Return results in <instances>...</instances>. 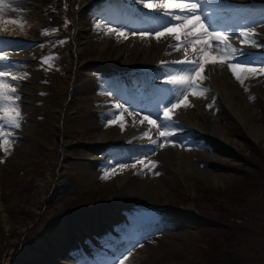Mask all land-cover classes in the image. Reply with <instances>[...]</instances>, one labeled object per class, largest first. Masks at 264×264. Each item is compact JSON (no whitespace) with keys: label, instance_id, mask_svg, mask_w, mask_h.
<instances>
[{"label":"rangeland","instance_id":"1","mask_svg":"<svg viewBox=\"0 0 264 264\" xmlns=\"http://www.w3.org/2000/svg\"><path fill=\"white\" fill-rule=\"evenodd\" d=\"M51 1L53 8L29 6L37 16L39 29L30 37L15 39L27 41L20 50L26 54L29 71L26 75L14 73L16 79L11 83L20 97L15 101L20 106V127L11 130L7 143L0 142V264L19 259L29 243L38 247L42 235L52 239L51 232L62 228L57 225L59 217L66 215L60 221L64 226L92 210L135 220L130 218L133 211L148 212L153 207L158 208V217L181 213L169 207H187L231 230L223 226L199 229L186 221L157 240L154 247L141 250L139 256L134 251L127 254L122 264H264V132L254 139L241 121L226 119L220 143L227 148H212L216 152L206 153L209 158L183 177L166 172L159 156L152 155L141 168L139 159L134 158L110 167L107 176L103 173L95 181L86 178L89 169L97 167L88 161L95 159L88 149L97 136L128 131L124 119L118 116L115 122L106 121L92 129L93 113L83 92L91 83L92 72L87 67L113 64L109 54L115 46L105 53L93 46L75 56L74 38L69 42L76 27L71 10L79 15L89 0ZM127 56L132 61L137 57L134 53L124 58ZM47 57L53 59L44 63ZM38 58L40 62H36ZM59 58L66 60L61 62ZM42 63L46 68L44 79L42 73L37 76ZM121 64L118 66L123 67ZM241 74L245 77L243 85L240 83L244 99L255 108L257 123L264 129V74ZM176 112L193 121L185 107ZM190 150L193 148L181 154ZM204 171L216 178L206 177ZM145 181L152 188L142 194L136 188ZM170 238L174 241L167 244ZM213 249H217L215 255H211ZM225 253L232 259H223Z\"/></svg>","mask_w":264,"mask_h":264},{"label":"bare ground","instance_id":"2","mask_svg":"<svg viewBox=\"0 0 264 264\" xmlns=\"http://www.w3.org/2000/svg\"><path fill=\"white\" fill-rule=\"evenodd\" d=\"M129 1L131 3H137L136 6L142 5L140 0H129ZM6 2L9 4V8L6 11L3 20H0V36L15 37L16 35H21V34L25 35L29 31L33 30L32 28H37L39 26V21L37 19V16L35 15L34 11L31 13H26V11L16 9V8L20 7V5L22 3H24L25 0H6ZM102 6L103 7L98 8L96 11L85 10V12H81L79 15H77V19H76V23H75L76 27L73 30L74 31V40H75L73 51H74L75 56H77L79 53H81L84 49H91V48H93V46L98 47V43L101 42L102 40L99 42L95 41L93 43V41H94L93 40V33H94V30L97 29L96 28L97 23H100L102 25L100 30H103L105 34L107 33L108 28H109L110 24L112 23V18H107L108 14H106L103 11H105L106 8H110V7L106 4H104ZM13 9H15V11H13ZM138 9L141 10V8H138ZM13 12H14V15H12ZM149 13H150L149 9H147V10L141 12L140 15H141V17H143L144 19L149 21L150 20L149 16H148ZM234 13H237V11L233 12L232 15ZM129 17H131V16H129ZM129 17H127V18L123 17L121 20L126 22V23H129L132 21L133 16L131 18H129ZM157 17H159V16H157ZM11 19H16L18 21L24 22V27L21 28L19 26V24L8 23L7 21H9ZM105 25L107 27H105ZM122 27L125 29V25ZM159 29H162V28H159ZM176 35H180L181 39L183 37V34L180 31L174 29L172 32H169V33H167L165 31L163 33V35L160 36L162 38H159L157 40L162 44H166V43H168L169 40H176L175 39ZM27 36H29V35H27ZM107 36H109V34H107ZM122 38H124V37L122 36ZM139 38H141L140 41H139V39H136V40H133L136 42H132L134 47L130 50V52L134 50L137 53L136 54L137 57H135L133 59V61H137V63H140V64H143L146 61L147 62L151 61V62H153L152 64L154 65V63L158 60L157 58H159L158 54H159V52L162 51L163 45L157 44V46H156L155 43H151L150 44L151 47H146L143 49V48H141L142 43H140V42H148L145 40L155 42L156 39H155V37L154 38L153 37H147V38L143 37L142 38L141 35H139ZM255 40L259 41V39H255ZM114 42H115V38H113L110 41V44H103L101 46V49L104 50V53L106 52V49H107V52H108V50H110V47L109 46L106 47V45H110L112 47L115 44ZM118 42H120V41L117 40L116 44ZM178 42H180V41H178ZM125 44L122 45V47H120V45H116L113 53L111 55L109 54V56L112 57L111 61H114L115 66H117L121 63L124 65H128V62L130 60V56H127V58H124L126 56V54L124 55V52H125V50H128L129 42H127ZM189 52L190 51L183 53L182 57H179V59H182L183 57H185L186 54ZM177 55H178V51L175 52L174 57H176ZM5 57H8V58H5ZM22 57H24V55H22L20 53L7 54V56H4L3 59H0V66L9 65V64L12 65L10 73H12V71H24L27 68V66L23 63H18L19 59H21ZM191 58H192V56H191ZM212 58L215 60V55L213 53H212ZM7 59H11L13 61L10 62ZM26 59H27V57H26ZM21 60H23V59H21ZM133 64L137 65L134 62H133ZM129 66L130 65H128V67L124 68V70L131 67V66L130 67ZM227 67L228 66L225 65V67H221L219 70H216L213 73L208 72V76H207L206 81H205V79L201 80L199 78H196L197 84L199 86H201L202 89H206V91H207V87H212V89L214 91H210V92H213V93L218 95V99H217L218 105L216 103H213L214 107H218L217 110H215L214 112L212 110L206 111L204 109V106H200L201 104L199 102V97L197 95H192V96L190 95L191 101L195 107L194 109H195V112L197 113V116L193 115L192 116L193 117V121H192L193 123H190L191 125L190 124H187V125L189 127H191L192 129L199 130L203 135L208 133L209 137H211L209 139H212L211 143H210L211 146L217 145L219 143V141L222 139V137H223V122L226 119H236V120L241 121L244 124V127L248 128L250 135L254 139L260 137V135H262V133L264 132L263 127L258 125L257 120L255 118V115H254L255 108L251 107L249 105V103H247L246 100L243 98L241 92L237 89L236 78L233 76L232 72H227V70H226ZM134 68H136V67H134ZM28 71H29V69H28ZM95 87H96L95 83L92 85H89V87L83 89L84 90L83 92L84 93H90V92H92L93 89H95ZM200 95L205 97L204 101L207 100V95L204 92H201ZM112 100H114V99H112ZM111 102H114V101H111ZM107 107H108L107 111L105 109H103L99 113H93L92 114L91 122H90L91 123L90 126L92 129H94V130L98 129L99 124L102 121H104L105 118L110 119L113 117L112 113L114 111L121 110V108L118 109L115 107V105H112V104H107ZM95 111H96V109H95ZM95 114H97V116H95ZM126 116H127V114H126ZM180 119H181V121L183 120L184 122H187V118L182 119L180 117ZM147 123L148 122L141 125L137 131H133L132 128H130V130H132V131L131 132L129 131V133L127 134L128 138H126L125 135H119V134L112 135V136L105 135V134L104 135L103 134L98 135L97 140H95V142H94V144H92V146L95 149H97V151L102 155L101 159H100V162L102 163V165L101 166L97 165L98 168L96 167L95 169L90 168L86 174V178L91 180V181H95L96 178L100 177L103 173L106 172L105 167L107 166V163L110 162V158H111L112 153H114L118 156L128 155V152H130V150L128 149L129 145L133 144L135 142H139V143L143 144L144 145L143 149H146V150L152 149V150L156 151V155L159 156L160 162L163 166L162 168L166 169L167 170L166 172H169L174 177H183L184 175H187V174L194 172V170L196 168H198V164L202 160L209 158L205 152H202V151L196 152V151H194V149L188 151L186 154H183V155L180 154L178 151L172 153L173 151L170 150L172 147H170V145H167L166 143H163V147H156L155 145L152 144V141L150 142L149 136L144 137V133H146V132L149 133V130H150V125L149 124L147 125ZM132 140H135V141H132ZM190 140L191 141H201V140L193 139V137H191ZM119 143L122 144V147L115 149V147L117 145H119ZM203 144L204 143H200L198 145L200 147H202ZM165 149H169V150H165ZM146 152H148V151H146ZM120 172L121 171L119 170V173ZM142 174H143V172H142ZM204 175L206 177L216 178L214 175H212L208 171H204ZM124 178L126 179L125 176L123 177V179ZM138 185L139 186L136 189H141L142 194L146 193L147 190H150L152 188V187L148 186L146 181L144 184L142 183V184H138ZM131 188L133 189V187H131ZM134 189H133V191L135 192L136 189L135 190ZM155 191H157V190H155ZM93 228H97V227L90 225L86 228V233H88L87 236H90V237L96 236L95 234H93L94 233ZM108 229L110 230L109 225H108ZM117 237L121 238V235H118ZM173 241H174V239L170 238V241L166 242V243L171 244V243H173ZM55 251L58 252V250H55ZM56 252L54 253V251H53L52 256H53V254L54 255L56 254L55 255L56 257L61 258L60 255H57ZM59 264H69V262H67L65 260L64 262H60Z\"/></svg>","mask_w":264,"mask_h":264},{"label":"snow or ice","instance_id":"3","mask_svg":"<svg viewBox=\"0 0 264 264\" xmlns=\"http://www.w3.org/2000/svg\"><path fill=\"white\" fill-rule=\"evenodd\" d=\"M208 2H210V0H143L145 8L150 10L159 9L160 11L156 15L167 19L163 23L162 29L158 28L154 32L141 31L139 33H131L132 35L139 34L142 37L145 35H152L158 39L165 31L172 32L174 29H183L193 20L199 22L194 25L193 28H188L184 33L185 36L192 38L186 39L183 43V47L187 49L194 45L201 46L199 48H193L194 56L191 59L173 61L174 64L182 65L183 68L180 72L170 74L166 81V83L172 85L173 88L181 90L180 95L175 98V103L165 107L162 117L151 119L149 116H145L143 120L140 121V123L143 124L146 120L149 125L157 128L159 135L166 138L164 143L170 142L167 140V137L173 135V132L169 128V125L174 123L170 115L173 108L178 107L182 100H187V93L193 92L194 94H199L200 92L206 91V89H200L199 92H197L196 89L198 86L196 85L195 80L204 68V57L213 49V47H215L216 52L219 55V61L212 62H219L221 64L227 63L233 76L241 83V85H243L245 78L242 77L241 73L264 74V56L259 59H254L252 58L253 54L246 53L243 48L233 47L228 43V33L216 29H210L205 26L203 32L199 35L194 34L195 28L199 27L200 23H203L201 16L204 14L200 11V5L201 3ZM216 3L220 4L221 0H216ZM8 8L9 4L6 0H0V20H3ZM13 11H15V9H13ZM260 15L261 19L259 20V23L264 24V10L261 11ZM149 19H152V17H149ZM7 22L19 24L21 28L24 27V22L16 19H11ZM101 27L102 25L100 23L96 24L97 29H101ZM105 27L107 26L105 25ZM43 34L48 35L49 33L45 32ZM106 34L123 36L125 39H127L128 35L125 32L114 28H108ZM235 36L240 44L264 48V44H261L252 38L253 33L251 31H239L235 33ZM175 39L176 41H180L181 36L176 35ZM170 47L174 50H179L181 45L176 44L171 45ZM6 55L7 52L0 48V59H3ZM51 59H53V57H47L43 62L47 63ZM252 65H258V67ZM11 68L12 65L10 64L0 66V142L2 143L8 142L11 130L19 128L21 120V114L19 111L20 106L15 103L20 97L15 93V86L12 85L11 81H6L4 79L10 74ZM15 79L16 75L12 74L11 80ZM115 107L119 109L123 106L117 104ZM160 119L163 120L162 124L158 123V120ZM113 122L114 121L111 120L109 121V123ZM121 128H123V124L121 125ZM144 136H149V133H144ZM152 144L156 147H163V143H158L155 140L152 141ZM4 150L7 151V149ZM137 163L144 164L145 161L138 160ZM152 167H155V164H152ZM118 264H122V261L118 262Z\"/></svg>","mask_w":264,"mask_h":264},{"label":"trees","instance_id":"4","mask_svg":"<svg viewBox=\"0 0 264 264\" xmlns=\"http://www.w3.org/2000/svg\"><path fill=\"white\" fill-rule=\"evenodd\" d=\"M226 228H228L227 230H231L229 227H226ZM215 250H217V249H213V251L211 252V255H215ZM223 259H232V258H231V256L229 254L225 253V256H224Z\"/></svg>","mask_w":264,"mask_h":264},{"label":"water","instance_id":"5","mask_svg":"<svg viewBox=\"0 0 264 264\" xmlns=\"http://www.w3.org/2000/svg\"><path fill=\"white\" fill-rule=\"evenodd\" d=\"M203 224H205L206 226H211V227H215L216 226L215 224H212V223H205V222H203Z\"/></svg>","mask_w":264,"mask_h":264}]
</instances>
